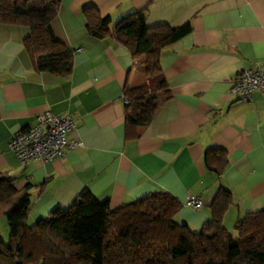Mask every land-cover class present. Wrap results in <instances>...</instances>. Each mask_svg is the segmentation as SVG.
I'll return each mask as SVG.
<instances>
[{
  "label": "crops",
  "instance_id": "1",
  "mask_svg": "<svg viewBox=\"0 0 264 264\" xmlns=\"http://www.w3.org/2000/svg\"><path fill=\"white\" fill-rule=\"evenodd\" d=\"M86 7L108 15L110 28L134 12L149 27L191 28L160 52L169 98L128 135L123 87L143 83L144 56L91 36ZM50 26L72 51L65 77L35 69L23 45L26 27L0 24V173L15 190L28 187L29 224L78 200L115 208L168 192L182 205L174 220L198 231L219 187L233 201L223 216L229 232L244 213L264 207V91L249 101L232 91L237 72L264 59V0H60ZM45 110L73 117L70 136L82 146L48 162L21 163L8 143ZM189 196L203 206L187 207Z\"/></svg>",
  "mask_w": 264,
  "mask_h": 264
},
{
  "label": "trees",
  "instance_id": "2",
  "mask_svg": "<svg viewBox=\"0 0 264 264\" xmlns=\"http://www.w3.org/2000/svg\"><path fill=\"white\" fill-rule=\"evenodd\" d=\"M31 1L18 5L0 0V24L26 27L29 33L23 45L35 69L65 77L71 72L72 51L56 39L50 26L60 0H42L37 7L29 6ZM82 13L91 36L114 39L144 56L143 83L130 87L125 82L123 87L128 135L130 129L149 124L169 98L160 52L191 28L188 23L149 27L136 12L110 28V17L95 7ZM218 157L224 165V156ZM232 202L230 192L219 187L208 204L210 219L198 231L174 220L182 205L168 192H153L115 208L106 202L78 200L29 224L28 187L15 190L13 179L0 173V220L9 227L7 238L0 236V264H264V207L244 213L229 232L223 216Z\"/></svg>",
  "mask_w": 264,
  "mask_h": 264
},
{
  "label": "built area",
  "instance_id": "3",
  "mask_svg": "<svg viewBox=\"0 0 264 264\" xmlns=\"http://www.w3.org/2000/svg\"><path fill=\"white\" fill-rule=\"evenodd\" d=\"M232 91L239 101L251 100L254 91L263 92L264 59L238 71L233 80ZM75 128L73 117L45 110L38 113L31 124L17 132L8 146L21 163L48 162L62 157L66 150L82 146L78 138L70 136ZM185 205L198 209L203 203L201 199L189 196Z\"/></svg>",
  "mask_w": 264,
  "mask_h": 264
},
{
  "label": "rangeland",
  "instance_id": "4",
  "mask_svg": "<svg viewBox=\"0 0 264 264\" xmlns=\"http://www.w3.org/2000/svg\"><path fill=\"white\" fill-rule=\"evenodd\" d=\"M14 1L18 5H20L22 3V0H14ZM41 2H42V0H32L28 5L37 7V6H39L41 4ZM8 234H9V227H8L7 223L3 219H1L0 220V236H2L4 239H6ZM89 254L92 255L91 252H89Z\"/></svg>",
  "mask_w": 264,
  "mask_h": 264
}]
</instances>
